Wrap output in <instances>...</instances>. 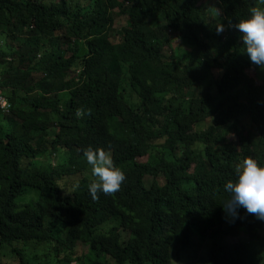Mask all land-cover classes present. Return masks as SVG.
Masks as SVG:
<instances>
[{
  "label": "trees",
  "instance_id": "trees-1",
  "mask_svg": "<svg viewBox=\"0 0 264 264\" xmlns=\"http://www.w3.org/2000/svg\"><path fill=\"white\" fill-rule=\"evenodd\" d=\"M203 1L0 0V264H264V220L220 205L264 163V69L235 28L264 0ZM89 146L125 173L96 199Z\"/></svg>",
  "mask_w": 264,
  "mask_h": 264
},
{
  "label": "clouds",
  "instance_id": "clouds-1",
  "mask_svg": "<svg viewBox=\"0 0 264 264\" xmlns=\"http://www.w3.org/2000/svg\"><path fill=\"white\" fill-rule=\"evenodd\" d=\"M235 28L240 33L249 61L264 69V7H251L248 15L239 19ZM222 30V26L217 29ZM10 109L6 111L0 107L2 112H9ZM83 156L91 166L94 177L88 186L93 199L97 198L98 192L110 194L119 190L125 173L115 165L110 150L89 146L83 150ZM222 189L226 198L220 205L230 223L241 218V208L264 220V163L252 156H245L235 165L234 178L226 180Z\"/></svg>",
  "mask_w": 264,
  "mask_h": 264
},
{
  "label": "rangeland",
  "instance_id": "rangeland-1",
  "mask_svg": "<svg viewBox=\"0 0 264 264\" xmlns=\"http://www.w3.org/2000/svg\"><path fill=\"white\" fill-rule=\"evenodd\" d=\"M207 1H208V4L209 3L213 4V2H214V0H207ZM207 1H203V2H207ZM126 24H127V18L126 17H119L115 22L114 28L119 29L120 27L126 26ZM112 40L117 42L118 38H115ZM177 44H179L178 41H176L173 45L176 46ZM181 50H184V49L182 48ZM166 51H167V54H170L169 48H166ZM89 176H90L89 177L90 180L92 181V179H94V177H92V174H90ZM71 182H72V180H70V182L68 184H70ZM261 234H262V236H264V230H262ZM231 240H232V238H227V242L231 241ZM233 240H236V238H234ZM2 259L4 261H8V263H10V264H16L14 261V258H10L8 255L6 257H3Z\"/></svg>",
  "mask_w": 264,
  "mask_h": 264
},
{
  "label": "built area",
  "instance_id": "built-area-1",
  "mask_svg": "<svg viewBox=\"0 0 264 264\" xmlns=\"http://www.w3.org/2000/svg\"><path fill=\"white\" fill-rule=\"evenodd\" d=\"M0 107L2 110L6 111H8L11 107V104L8 102V100L2 95H0Z\"/></svg>",
  "mask_w": 264,
  "mask_h": 264
}]
</instances>
